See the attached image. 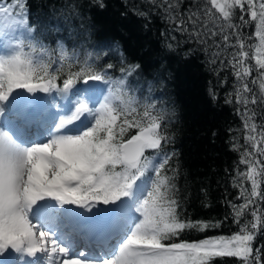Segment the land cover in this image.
I'll return each mask as SVG.
<instances>
[{"label":"snow or ice","instance_id":"1","mask_svg":"<svg viewBox=\"0 0 264 264\" xmlns=\"http://www.w3.org/2000/svg\"><path fill=\"white\" fill-rule=\"evenodd\" d=\"M147 2L138 15L155 10L201 46L217 75L234 77L228 95L241 106L246 146L232 149H243L245 169L232 179L241 202H226L238 230L179 239L219 223L179 215L165 113L128 90L138 64L122 53L117 67L96 63L106 51L82 59L63 43L51 49L25 0H0V264H264V243H256L264 236V0Z\"/></svg>","mask_w":264,"mask_h":264},{"label":"trees","instance_id":"2","mask_svg":"<svg viewBox=\"0 0 264 264\" xmlns=\"http://www.w3.org/2000/svg\"><path fill=\"white\" fill-rule=\"evenodd\" d=\"M25 2L29 22H38V31L43 28L40 39L49 48L63 43L69 53L75 51L82 59L89 53L106 51L108 55L96 63L117 67L122 53L125 64L139 65L128 77V90L142 102H155L165 113L167 130L174 137L168 150L177 153L170 165L180 172L179 215L191 221L219 223V227L204 231L186 230L179 239L192 242L236 232L239 226L233 223L226 201L241 202L235 200L238 189L232 187V179L238 167L245 169L238 163L243 149L234 151L232 145H245V131L237 111L241 106L228 95L234 80L230 71L217 75L201 46L172 31V25L155 10L147 17L138 15L150 7L147 0H102L103 8L96 0ZM173 35L176 40H172ZM168 43L176 47L175 52L168 50ZM112 74L113 78L120 75L116 70ZM80 85L84 84L76 87ZM226 98L233 103H225ZM256 243H264V236H258ZM213 264L239 261L217 258Z\"/></svg>","mask_w":264,"mask_h":264},{"label":"rangeland","instance_id":"3","mask_svg":"<svg viewBox=\"0 0 264 264\" xmlns=\"http://www.w3.org/2000/svg\"><path fill=\"white\" fill-rule=\"evenodd\" d=\"M92 83H95V84H98L99 85V87H101V88H107L108 86H106V85H102V83L101 82H90V84H92ZM88 85H86L85 87H87Z\"/></svg>","mask_w":264,"mask_h":264},{"label":"water","instance_id":"4","mask_svg":"<svg viewBox=\"0 0 264 264\" xmlns=\"http://www.w3.org/2000/svg\"><path fill=\"white\" fill-rule=\"evenodd\" d=\"M42 94V93H41ZM42 95H44V94H42Z\"/></svg>","mask_w":264,"mask_h":264}]
</instances>
